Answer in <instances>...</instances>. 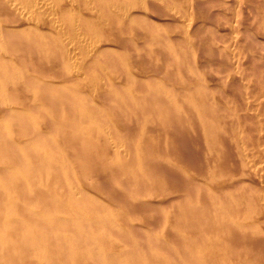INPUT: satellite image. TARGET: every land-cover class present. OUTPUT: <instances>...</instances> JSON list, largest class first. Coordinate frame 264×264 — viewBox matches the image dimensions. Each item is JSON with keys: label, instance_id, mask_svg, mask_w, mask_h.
<instances>
[{"label": "rangeland", "instance_id": "374dc122", "mask_svg": "<svg viewBox=\"0 0 264 264\" xmlns=\"http://www.w3.org/2000/svg\"><path fill=\"white\" fill-rule=\"evenodd\" d=\"M0 116V264H264V0H0Z\"/></svg>", "mask_w": 264, "mask_h": 264}, {"label": "bare ground", "instance_id": "6f19581e", "mask_svg": "<svg viewBox=\"0 0 264 264\" xmlns=\"http://www.w3.org/2000/svg\"><path fill=\"white\" fill-rule=\"evenodd\" d=\"M13 14H14V13H13ZM2 16H3V15H2ZM7 20H8V19H7ZM47 24H48V23H47ZM127 28H128V27H127ZM12 30H13V29H12ZM57 30H58V29H57ZM9 32H10V31H9ZM26 32H27V31H26ZM18 33H19V32H18ZM26 36H27V35H26ZM146 37H147V36H146ZM31 38H32V37H31ZM32 39H33V38H32ZM117 39H118V38H117ZM33 40H34V39H33ZM234 41H235V40H234ZM13 44H14V43H13ZM8 45H9V44H8ZM4 46H5V45H4ZM10 48H11V47H10ZM12 48H13V46H12ZM14 48H15V47H14ZM29 49H30V48H29ZM15 50H16V49H15ZM18 50H19V49H18ZM23 50H24V49H23ZM25 50H26V49H25ZM13 51H14V50H13ZM19 51H20V50H19ZM156 51H157V50H156ZM27 52H28V51H27ZM157 52H158V51H157ZM15 56H16V55H15ZM21 58H22V57H21ZM25 59H26V58H25ZM17 60H18V59H17ZM36 61H37V60H36ZM150 65H151V64H150ZM158 65H159V64H158ZM163 66H165V65H163ZM28 67H29V66H28ZM141 67H142V66H141ZM36 68H37V67H36ZM83 68H84V67H83ZM166 68H167V67H166ZM52 69H53V68H52ZM55 69H56V68H55ZM28 71H29V70H28ZM150 71H151V70H150ZM55 72H56V71H55ZM143 72H144V71H143ZM33 73H34V72H33ZM153 73H154V72H153ZM54 74H55V73H54ZM56 75H57V74H56ZM172 75H174V74H172ZM182 76H183V75H182ZM61 77H63V76L61 75ZM47 79H48V78H47ZM58 80H59V79H58ZM150 81H152V80H150ZM103 88H104V87H103ZM140 88H141V87H140ZM21 93H23V92H21ZM10 95H11V94H10ZM13 95H14V94H13ZM44 95H45V94H44ZM25 96H26V95H25ZM156 96H157V95H156ZM166 96H167V95H166ZM16 97H17V96H16ZM58 97H59V96H58ZM59 98H60V97H59ZM114 98H115V97H114ZM144 98H145V97H144ZM11 99H12V98H11ZM153 99H155V98H153ZM158 99H159V98H158ZM14 100H15V99H14ZM14 100H13V101H14ZM54 100H55V99H54ZM156 100H157V99H156ZM15 101H18V100H15ZM29 101H30V98H29ZM38 101H39V100H38ZM127 101H128V100H127ZM11 102H12V101H11ZM21 103H22V102H21ZM42 103H43V102H42ZM155 103H156V102H155ZM167 103H168V102H167ZM187 103H188V102H187ZM19 104H20V103H19ZM159 104H160V102H159ZM163 104H164V103H163ZM156 105H157V104H156ZM160 106H161V105H160ZM185 106H186V105H185ZM24 107H25V106H24ZM134 107H135V106H134ZM163 107H165V106H163ZM122 108H123V107H122ZM152 108H153V107H152ZM156 108H157V107H156ZM165 108H167V107H165ZM172 109H173V108H172ZM54 110H55V109H54ZM153 110H154V109H153ZM186 110H187V109H186ZM171 111H172V110H171ZM187 111H188V110H187ZM65 112H66V111H65ZM136 112H137V111H136ZM148 112H149V111H148ZM191 112H192V111H191ZM156 113H157V112H156ZM145 114H146V113H145ZM149 114H150V113H149ZM174 114H175V113H174ZM176 114H178V113H176ZM13 115H14V114H13ZM15 115H16V114H15ZM117 115H118V114H117ZM181 115H182V114H181ZM1 116H2V115H1ZM1 116H0V117H1ZM69 117H70V116H69ZM158 117H159V116H158ZM139 118H141V117H139ZM212 119H213V118H212ZM218 121H219V120H218ZM57 122H58V121H57ZM159 122H160V121H159ZM173 123H174V122H173ZM175 123H176V122H175ZM194 123H195V122H194ZM181 124H182V123H181ZM140 126H141V125H140ZM196 126H197V125H196ZM62 127H63V126H62ZM124 127H125V126H124ZM166 127H167V126H166ZM170 127H171V126H170ZM178 127H179V126H178ZM1 128H2V126H1ZM69 128H70V127H69ZM167 129H168V128H167ZM188 129H189V128H188ZM134 130H135V129H134ZM182 130H183V129H182ZM197 130H198V129H197ZM130 131H131V130H130ZM158 131H159V130H158ZM171 131H172V130H171ZM193 131H194V130H193ZM0 132H1V131H0ZM152 132H153V131H152ZM180 132H181V131H179L178 133H180ZM187 132L189 133V131H187ZM199 132H200V131H199ZM65 133H66V132H65ZM72 133H73V132H72ZM86 133H87V132H86ZM180 134H181V133H180ZM197 134H198V133H197ZM148 135H149V134H148ZM178 135H179V134H178ZM178 135H177V136H178ZM180 136H182V134H181ZM34 137H35V136H34ZM34 137H33V138H34ZM131 138H132V137H131ZM190 138H191V137H190ZM68 139H69V138H68ZM88 139H89V138H88ZM134 139H135V138H134ZM191 139H192V138H191ZM101 140H102V139H101ZM171 140H172V139H171ZM196 140H197V139H196ZM199 140H200V139H199ZM224 140H225V139H224ZM2 141H3V139H2ZM149 141H150V140H149ZM184 141L186 142V139H185ZM193 141H194V140H193ZM77 142H78V141H77ZM82 142H83V141H82ZM178 142H179V141H178ZM185 142H184V143H185ZM197 142H198V141H197ZM197 142H196V143H197ZM129 143H130V142H129ZM187 143H188V142H187ZM192 143H193V142H192ZM65 144H66V143H65ZM193 144H194V143H193ZM224 144H225V143H224ZM185 145H187V144L185 143ZM188 145H189V143H188ZM190 145H191V144H190ZM194 145H195V144H194ZM89 146H90V145H89ZM131 146H132V145H131ZM191 146H192V145H191ZM4 147H5V146H4ZM73 147H74V146H73ZM84 147H85V146H84ZM90 147H91V146H90ZM101 147H102V146H101ZM146 147H147V146H146ZM200 147H201V145H200ZM203 147H204V146H203ZM1 148H2V147H1ZM85 148H86V147H85ZM149 148H150V147H148V149H149ZM170 148H171V147H170ZM182 148H183V147H182ZM188 148H189V147H188ZM188 148H187V149H188ZM194 148H195V147H194ZM82 149H83V148H82ZM128 149H129V148H128ZM157 149H158V148H157ZM230 149H231V148H230ZM80 150H81V149H80ZM104 150H105V149H104ZM106 150H108V149H106ZM189 150H190V148H189ZM189 150H188V151H189ZM98 151H100V150H98ZM165 151H166V150H165ZM168 151H169V150H168ZM170 151H171V150H170ZM0 152H1V151H0ZM109 152H110V151H109ZM100 153H101V151H100ZM192 153H193V152H192ZM204 153H205V152H204ZM11 154H12V153H11ZM82 154H83V153H82ZM93 154H94V153H93ZM159 154H160V153H159ZM195 154H196V153H195ZM197 154H198V153H197ZM150 155H151V154H150ZM182 155H184V154L182 153ZM199 155H200V154H199ZM70 156H71V155H70ZM108 156H109V155H108ZM187 156H189V155H187ZM190 156H191V154H190ZM130 157H131V156H130ZM177 157L179 158L180 156L177 155ZM228 157H230V156H228ZM111 158H112V157H111ZM126 158H127V157H126ZM181 158H182V157H181ZM196 158H197V157H196ZM106 159H107V158H106ZM122 159H123V158H122ZM185 159L187 160V158H185ZM185 159H183V160H181V161H184ZM84 160H85V159H84ZM87 160H88V159H87ZM152 160H153V159H152ZM152 160H151V161H152ZM167 160H168V159H167ZM217 160H218V159H217ZM35 161H36V160H35ZM105 161H106V160H105ZM105 161H104V162H105ZM165 161H166V160H165ZM45 162H46V161H45ZM185 162H186V161H185ZM234 162H235V161H234ZM87 163H88V162H87ZM91 163H92V162H91ZM124 163H125V161H124ZM151 163H152V162H151ZM189 163H190V162H189ZM189 163H188V164H189ZM217 163H218V162H217ZM227 163H228V162H227ZM36 164H37V163H36ZM82 164H83V163H82ZM177 164H178V163H177ZM215 164H216V163H215ZM148 165H149V164H148ZM153 165H154V164H153ZM159 165H160V164H159ZM179 165H180V163H179ZM97 166H98V165H97ZM211 166H212V165H211ZM229 166H230V165H229ZM128 167H129V166H128ZM162 167H163V166H162ZM164 167H165V166H164ZM199 167H200V166H199ZM153 168H154V167H153ZM166 168H167V166H166ZM166 168H165V169H166ZM189 168H190V167H189ZM191 168H192V166H191ZM85 169H86V168H85ZM85 169H84V170H85ZM200 169H202V167H201ZM200 169H199V170H200ZM157 170H158V169H157ZM160 170H161V169H160ZM221 170H222V169H221ZM144 171H145V170H144ZM165 171H166V170H165ZM205 171H206V170H205ZM211 171H212V170H211ZM92 172H94V171H92ZM128 172H129V171H128ZM151 172H152V171H151ZM154 172H155V171H154ZM196 172H197V171H196ZM200 172H201V171H200ZM227 172H228V171H227ZM227 172H226V173H227ZM94 173H95V172H94ZM98 173H99V172H98ZM98 173H97V174H98ZM106 173H107V172H106ZM156 173H157V171H156ZM218 173H219V172H218ZM218 173H217V174H218ZM232 173H233V172H232ZM232 173H231V174H232ZM97 174H96V175H97ZM99 174H100V173H99ZM129 174H130V173H129ZM161 174H162V173H161ZM167 174H168V173H167ZM169 174H170V173H169ZM195 174H196V173H195ZM197 174H198V173H197ZM203 174H204V173H203ZM235 174H236V173H235ZM235 174H234V175H235ZM84 175H85V174H84ZM103 175H104V174H103ZM154 175H155V174H154ZM215 175H216V173H215ZM220 175H222V174H220ZM152 176H153V174H152ZM216 176H217V175H216ZM218 176H219V175H218ZM6 177H7V176H6ZM36 177H37V176H36ZM88 177H89V176H88ZM100 177H101V176H100ZM153 177H155V176H153ZM173 177H174V176H173ZM223 177H224V175H223ZM58 178H59V177H58ZM149 178H150V177H149ZM165 178H166V177H165ZM165 178H164V179H165ZM216 178H217V177H216ZM221 178H222V177H221ZM38 179H39V178H38ZM38 179H37V181H38ZM159 179H160V178H159ZM171 179H173V178H171ZM202 179H203V178H202ZM217 179H218V178H217ZM226 179H227V178H226ZM87 180H89V179H87ZM129 180H130V179H129ZM177 180H178V179H177ZM84 181H85V180H84ZM147 181H148V180H147ZM166 181H167V180H166ZM15 182H16V181H15ZM88 182H89V181H88ZM111 182H112V181H111ZM224 182H225V181H224ZM84 183H85V182H84ZM107 183H108V182H107ZM113 183H115V182L113 181ZM118 183H119V182H118ZM128 183L130 184V182H128ZM155 183H156V182H155ZM38 184H39V183H38ZM152 184H153V183H152ZM157 184H158V183H157ZM159 184H160V183H159ZM176 184H177V183H176ZM219 184H220V183H219ZM51 185H52V184H51ZM91 185H92V184H91ZM120 185H121V184H120ZM133 185H134V184H133ZM138 185H139V183H138ZM177 185H178V184H177ZM53 186H54V185H53ZM88 186H89V185H88ZM54 187H55V186H54ZM100 187H101V186H100ZM183 187H184V186H183ZM49 188H50V187H49ZM51 188H52V187H51ZM103 188H104V187H103ZM106 189H108V188H106ZM150 189H151V188H150ZM99 190H100V189H99ZM161 190H162V189H161ZM123 191H124V190H123ZM34 193H35V192H34ZM163 193H164V192H163ZM163 193H162V194H163ZM169 193H170V192H169ZM178 193H179V192H178ZM146 194H147V193H146ZM157 194H158V193H157ZM157 194H156V195H157ZM50 195H52V194H50ZM102 195H103V194H102ZM152 195H153V194H152ZM100 196H101V195H100ZM120 196H121V195H120ZM0 197H1V196H0ZM40 197H42V195H41ZM43 197H44V196H43ZM129 197H130V196H129ZM169 197H170V196H169ZM44 198H45V197H44ZM123 198H124V197H123ZM171 198H172V197H171ZM37 200H38V199H37ZM159 200H160V199H159ZM41 201L43 202L44 200H41ZM41 201H40V202H41ZM49 201H50V200H49ZM139 201H140V200H139ZM156 201H157V200H156ZM38 202H39V201H38ZM118 202H119V201H118ZM131 202H132V201H131ZM206 202H207V201H206ZM206 202H205V203H206ZM208 202H209V201H208ZM129 203H130V202H129ZM40 204H41V203H40ZM40 204H39V205H40ZM56 204H57V203H56ZM131 204H132V203H131ZM168 204H169V203H168ZM202 204H203V203H202ZM70 205H71V204H70ZM113 205H114V204H113ZM205 205H206V204H205ZM205 205H204V206H205ZM42 206H43V205H42ZM147 206H148V205H147ZM38 207H39V206H38ZM49 207H50V206H49ZM62 207H63V206H62ZM47 208H48V207H47ZM51 209H52V208H51ZM58 210H59V209H58ZM51 211H52V210H51ZM55 211H56V210H55ZM65 211H66V210H65ZM240 212H241V211H240ZM150 213H151V212H150ZM213 213H214V212H213ZM181 215H182V214H181ZM237 215H238V214H237ZM149 217H150V216H149ZM198 217H199V216H198ZM212 217H213V216H212ZM190 218H191V217H190ZM195 218H196V217H195ZM4 219H5V218H4ZM185 219H186V218H185ZM196 219H197V218H196ZM212 219H214V218H212ZM217 219H218V218H217ZM220 219H221V218H220ZM0 221H1V220H0ZM204 221H205V220H203V222H204ZM211 221H212V220H211ZM213 221H214V220H213ZM213 221H212V222H213ZM28 222H29V221H28ZM208 223H209V222H208ZM37 224H38V223H37ZM209 225H210V224H209ZM220 225H221V224H220ZM30 226H31V225H30ZM38 226H39V224H38ZM40 226H41V225H40ZM217 226H218V225H217ZM222 227H223V226H222ZM220 228H221V227H220ZM228 228H229V227H227V229H228ZM222 230H223V229H222ZM16 231H17V230H16ZM223 231H224V230H223ZM225 231H226V230H225ZM205 232H206V231H205ZM208 232H209V231H208ZM208 232H207V233H208ZM210 232H211V231H210ZM212 232H213V230H212ZM214 232H215V231H214ZM219 232H220V230H219ZM224 233H225V232H224ZM7 234H8V233H7ZM195 235H196V234H195ZM197 235H198V234H197ZM215 235H216V234H215ZM227 235H228V234H227ZM200 236H201V235H200ZM220 236H221V235H220ZM15 237H16V236H15ZM23 237H25V236L23 235ZM214 237H215V236H214ZM231 237H232V236H231ZM216 238H217V237H216ZM60 239H61V238H60ZM119 239H120V238H119ZM199 239H200V238H199ZM220 239H221V238H220ZM248 239H249V238H248ZM57 240H58V239H57ZM186 241H187V240H186ZM210 241H211V240H210ZM237 241H238V240H237ZM243 241H245V239H244ZM58 242H59V241H58ZM60 242H61V241H60ZM247 242H248V241H247ZM67 243H68V242H67ZM227 243H228V242H227ZM55 244H56V243H55ZM59 244H60V243H59ZM185 244H186V243H185ZM195 244H196V243H195ZM202 244H203V243H202ZM205 244H206V243H205ZM235 244H236V243H235ZM239 244H240V243H239ZM248 244H249V243H247V245H248ZM254 244H255V243H254ZM261 244H262V243H261ZM22 245H23V244H22ZM24 245H25V244H24ZM24 245H23V246H24ZM65 245H66V244H65ZM65 245H64V246H65ZM188 245H189V244H188ZM207 245H209V244H207ZM232 245H233V244H232ZM250 245H251V244H250ZM64 246H63V247H64ZM56 247H57V245H56ZM63 247H62V248H63ZM65 247H66V246H65ZM201 247H202V246H201ZM231 247H232V246H231ZM51 248H52V246H51ZM66 248H67V247H66ZM18 249H19V248H18ZM20 249H21V250H20ZM20 249H19V250L21 251V254H22V256H23V255H24V252H25V251H24V248L22 249V247H20ZM48 249H49V248H48ZM68 249H69V248H68ZM19 250H18V252H19ZM52 250H53V248H52ZM54 250H55V249H54ZM189 250H190V249H189ZM22 251H24V252L22 253ZM28 251H29V249H28ZM28 251H27V252H28ZM31 251H32V249H31ZM33 251H34V250H33ZM33 251H32V252H33ZM50 251H51V250H50ZM193 251H194V250H193ZM18 252H17V253H18ZM220 252H221V251H220ZM19 253H20V252H19ZM19 253L17 254V256L19 255ZM30 253H31V252H30ZM52 253H53V252H52ZM67 253H68V252H67ZM15 254H16V251H15ZM21 254H20L19 256H21ZM25 254H26V253H25ZM31 254H33V253H31ZM189 254H190V253H189ZM244 254H245V253H244ZM28 255H29V254H28ZM52 255H54V254H52ZM55 255H57V254H55ZM62 255H63V254H62ZM70 255H71V254H70ZM211 255H212V254H211ZM17 256H16V257H17ZM57 256H58V255H57ZM216 256H217V255H216ZM242 256H243V254H242ZM31 257H32V256H31ZM18 258H19V257H18ZM242 258H243V257H242ZM22 259H23V258H22ZM54 259H55V258H54ZM61 259H62V258H61ZM244 259H245V258H244ZM23 260H24V259H23ZM88 261H89V260H88ZM81 262H82V261H81ZM240 262H242V261H240ZM63 263H64V262H62V264H63ZM70 263H71V262H70ZM58 264H59V263H58ZM229 264H230V263H229Z\"/></svg>", "mask_w": 264, "mask_h": 264}]
</instances>
